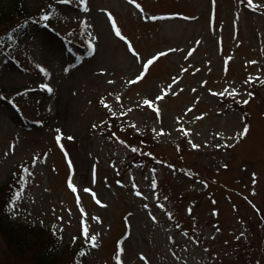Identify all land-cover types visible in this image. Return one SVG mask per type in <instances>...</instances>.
I'll list each match as a JSON object with an SVG mask.
<instances>
[{
  "label": "rangeland",
  "instance_id": "1",
  "mask_svg": "<svg viewBox=\"0 0 264 264\" xmlns=\"http://www.w3.org/2000/svg\"><path fill=\"white\" fill-rule=\"evenodd\" d=\"M254 2L54 0L39 31L0 47V89L14 100L0 96V184L13 171L22 183L14 214L80 244L81 264H264V0ZM163 89L159 114L140 103Z\"/></svg>",
  "mask_w": 264,
  "mask_h": 264
},
{
  "label": "trees",
  "instance_id": "2",
  "mask_svg": "<svg viewBox=\"0 0 264 264\" xmlns=\"http://www.w3.org/2000/svg\"><path fill=\"white\" fill-rule=\"evenodd\" d=\"M52 3L54 0H46L33 9L27 0L0 1V47L39 31L47 24L41 18L42 13L53 12ZM0 96L14 103L1 89ZM21 184L14 171L0 184V236L4 243L0 264H81L83 258L77 257L85 255L80 244L66 242L60 230L42 221L13 214L9 201L22 188Z\"/></svg>",
  "mask_w": 264,
  "mask_h": 264
},
{
  "label": "snow or ice",
  "instance_id": "3",
  "mask_svg": "<svg viewBox=\"0 0 264 264\" xmlns=\"http://www.w3.org/2000/svg\"><path fill=\"white\" fill-rule=\"evenodd\" d=\"M69 2H70V0H69ZM79 2H80V4L85 8V10H90V9H89V6H88V0H79ZM131 3H132L133 5H137V0H131ZM248 3H249V6H250V7H253V8H254V7L257 6L256 3L254 2V0H248ZM137 7H140V6L137 5ZM104 11H105V12L107 13V15L110 17V22H111V24L115 27V34H116L117 36L122 35V34H121V30H120V28H119L118 26H116L117 22H116L115 18L112 17V14H111L110 12H108L107 9H105ZM50 15H51L50 12L45 11V12L42 13V17H41V18H42L45 22H47L48 17H49ZM145 19H148V17H145ZM151 19H156V17L153 16V17H151ZM82 23H87V18H86V17L84 18V20L82 21ZM17 27H19V25H18ZM13 38H14V37H13ZM123 39H124L125 41H127V46L131 49V52H132L137 58H139V57H140V53L137 52L136 49H135L134 47H132V45H131V41L128 40V37H127V36H124ZM89 44H92V40H91V39L89 40ZM169 51H171V49H169ZM164 54H165V53H163V52H157L155 55H152L151 57H148V58L144 61V63L142 64V70L139 72V74H138V75H135V76L133 77V79H131V80L128 81V83H129V84H132V83H134V82H136V81L141 80V79L144 77L145 73L147 72V70H148V66H149V65H152L153 62L156 61L157 58H158L159 56H162V55H164ZM253 63H254V62H253ZM41 68H43L42 65H41ZM44 71L47 72V69H44ZM100 71H101V72H104V71H106V69H100ZM176 79H179V77H177ZM254 79H256L255 76H249V80H254ZM110 82H111V81H110ZM41 87H43L44 89H47L48 91H52L51 85L48 84V83H43V84L41 85ZM166 91H167V89H163V90H161L160 94L154 96V98L144 97V98L141 100L140 103H141L142 105H145V106H148V107H150V108L155 109V111L159 114V112H160V108L157 106L156 101H159L160 99H162L163 96H164V94L166 93ZM236 91H237L236 89H232L233 94H235ZM219 94H220V95H223V93H219ZM101 99H102V101H103V98H101ZM116 99L119 100L120 97L117 96ZM103 102H104L105 104H107V101H103ZM241 102H243V103H247L246 100L241 101ZM108 106L110 107V105H108ZM112 114H113V115H116V113H112ZM201 115H204V114H201ZM177 119H180V118L177 117ZM101 123H103V121H101ZM133 127H135V122H134V121H133ZM180 127L183 129V131H184L185 133H188V132L191 131V130L188 129V128H184V126H183L182 124L180 125ZM247 127H248L247 125L244 126V132H245V133L247 132ZM135 130H136L137 132L140 131V129H139L138 127H135ZM153 131L155 132L156 130L153 129ZM163 132H164V129L161 128V129H160V133H163ZM160 133H158V134H160ZM220 134H221V133H217V135H220ZM61 135H63L62 132H60V133L56 136L57 141L60 140ZM125 143H126V141H125ZM192 146H193L194 148H198V147H200V145L195 144V143H193ZM61 147H63V146L61 145ZM217 147H220V145H217ZM149 155H152V153H149ZM37 159H39V157H35L34 160H33V162H35V160H37ZM69 164H71V160H69ZM253 175L255 176L256 174L253 173ZM118 183H123V182H122V181H118ZM68 184H69V187H71L73 190H75L76 187H77L76 184H74V183L72 182V179H71V178H69V180H68ZM25 185H26V182H25ZM152 185H153V187H155V186H156V182L153 181V182H152ZM134 187L136 188L137 195H139V196H143V195H144L142 192L139 191L138 186H134ZM85 190L88 191V192H90V193H93V195H95V193L93 192V189H92V188H87V189H85ZM21 193H22V190H21V189H17L15 195H14V196L10 199V201H9V204L11 205V208H12V210H13V214H14V210L16 209V206H17V201L20 200V198H21ZM165 199H167V198H165ZM97 202H98V203H103L102 201H99V200H97ZM160 206H161V207H164L163 204H161ZM189 211H191V209H189ZM168 215L171 216L172 214H171V213H168ZM95 219H96V220H100V217L97 216V217H95ZM152 219L155 220L156 217L153 215V216H152ZM87 234H88V229H87V226L85 225V227H84V235H87ZM95 240H96V236L93 235V236L91 237L90 243H93V245H94ZM197 242H198V241H197ZM119 252H120V253H123V252H124V248H123L122 246L120 247ZM140 256H141L143 259L147 260V257H145L143 253H141ZM115 259L119 262V264H124V262H123V260L121 259V256H120V255H117V256L115 257Z\"/></svg>",
  "mask_w": 264,
  "mask_h": 264
}]
</instances>
